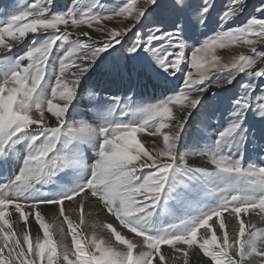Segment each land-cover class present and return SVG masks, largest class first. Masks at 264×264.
<instances>
[{"label":"snow or ice","instance_id":"1","mask_svg":"<svg viewBox=\"0 0 264 264\" xmlns=\"http://www.w3.org/2000/svg\"><path fill=\"white\" fill-rule=\"evenodd\" d=\"M214 8L4 7L0 264H264V0H228L209 35Z\"/></svg>","mask_w":264,"mask_h":264},{"label":"rangeland","instance_id":"2","mask_svg":"<svg viewBox=\"0 0 264 264\" xmlns=\"http://www.w3.org/2000/svg\"><path fill=\"white\" fill-rule=\"evenodd\" d=\"M28 2H31V0H28ZM74 2H75V0H53V3L55 4V9L54 10L62 11L66 7H71ZM83 2L87 3L88 0H83ZM118 2H119V0H104V3L109 4V5L115 4V3H118ZM261 2H262V0H248L249 13H253L255 7L258 6L259 4H261ZM190 3L193 5V7H196L197 5H199L200 0H190ZM227 3H228V0H215V8H214V10L212 12V19H211V21L209 23V31H208L209 35H211L212 29H214L216 27V16H217V13L222 11L225 8V6L227 5ZM13 4H16L17 6H19V0H0V12H3L4 7H10ZM243 21H244V18H241V20H238L237 23H243ZM106 23H108L109 26H111V27H120V25L115 20H113L111 22H106ZM76 31H79V30H74L73 31V35H75ZM92 35L96 36L97 34L96 33H92ZM197 35L199 36V34H197ZM240 53L251 55L249 50L246 47H244V46H240L239 48H226V49L218 50V54L222 56V58L225 60V62L230 60L233 55H238ZM98 75H103V74L102 73H98ZM145 78H147V79H145ZM148 79H149V81H152L148 77H141L140 82L137 85V94H138V96L143 97L146 101H153V100H155V98H157V97H159L161 95L162 91H160V87H158L157 85H153V86H156V89L158 91L157 93H154L155 90H153L152 92L149 91V90H146L145 82H147ZM180 83H181L180 79L174 80L173 81V87H178L180 85ZM119 88L122 91L124 90L123 86H121ZM145 139L151 140V138H148V137H145ZM202 162H204V161L201 158H199V157H193V158L190 159V163H193L194 165H197V166H202L200 164ZM69 207H71L70 204H69ZM44 215H45V218L49 222H51L53 220V218H54L52 213L47 208L44 209ZM71 215H72V218L74 220L78 221V214L72 213ZM245 219L247 220L248 218H245ZM258 219H259L260 222H262L264 224V220H260L259 217H258ZM65 228H66V225H65ZM37 229H38V225H36L34 220H33L32 225H31V230H32L33 233H35L37 231ZM229 229L231 230V224H229ZM86 231H88V229H86ZM56 238L57 239L59 238V233H57ZM193 260H195V259H193Z\"/></svg>","mask_w":264,"mask_h":264},{"label":"bare ground","instance_id":"3","mask_svg":"<svg viewBox=\"0 0 264 264\" xmlns=\"http://www.w3.org/2000/svg\"><path fill=\"white\" fill-rule=\"evenodd\" d=\"M145 79H147V78H145ZM148 81H149V79H148ZM145 82V87H146V90H149V91H153V90H155V92L154 93H157L158 91H157V89H156V86H153V85H156L155 84V82L154 81H149V82ZM170 87H173V84L172 85H170ZM115 91H117V92H121L122 90L119 88V87H117L116 89H114ZM160 91H163V89H161L160 88ZM201 165H203L204 164V162H202V163H200ZM89 210H91V209H89ZM94 218H97V219H100V220H103L104 219V217L103 216H99V217H94ZM249 219V218H248ZM261 220V219H260ZM250 221L252 222V223H255V224H257V226L258 227H264V224L262 223V222H260L259 221V219H258V217L253 213H251V215H250ZM193 259H195V257H193Z\"/></svg>","mask_w":264,"mask_h":264}]
</instances>
